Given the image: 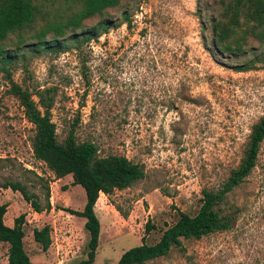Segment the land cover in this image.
Instances as JSON below:
<instances>
[{"label": "rangeland", "instance_id": "rangeland-1", "mask_svg": "<svg viewBox=\"0 0 264 264\" xmlns=\"http://www.w3.org/2000/svg\"><path fill=\"white\" fill-rule=\"evenodd\" d=\"M37 1L45 18L64 17L76 8ZM219 1L121 0L82 21L84 28L99 18L116 26L79 50L54 54L21 48L9 77L0 72V183L30 180L26 170L48 182L50 209L39 213L17 191L0 187L3 223L11 226L24 214L22 246L32 264H77L85 257L84 220L61 209L81 210L84 192L71 184L70 174L54 184L52 172L33 157V126L10 84L29 91L55 87L50 117L57 141L73 124L76 140L94 143L98 155H124L142 167L143 178L98 195L93 206L99 235L91 264H114L125 249L155 242L178 210L196 212L200 190L216 189L237 165L251 124L264 113V66L256 62L254 69L235 71L232 65L250 59L249 52L231 56L211 50V17L217 16ZM42 24L37 17L21 32L23 39L32 41ZM13 42L11 34L5 44ZM247 42L264 54V43L250 37ZM28 189L44 202L42 187L32 181ZM219 207L233 217L229 229L182 240L183 251L171 247L147 263L264 264V139L254 167ZM147 219L153 227L144 233ZM43 224L50 226L44 251L32 236ZM0 264H6L3 242Z\"/></svg>", "mask_w": 264, "mask_h": 264}, {"label": "trees", "instance_id": "trees-1", "mask_svg": "<svg viewBox=\"0 0 264 264\" xmlns=\"http://www.w3.org/2000/svg\"><path fill=\"white\" fill-rule=\"evenodd\" d=\"M58 1L76 8L64 17L45 18L41 2L38 3L37 0H0V72L7 78L10 74L9 68L18 57H22L21 48H26L32 53L54 54L67 52L71 48L79 50L84 42L96 39L107 28L116 26L110 25L106 18H99L93 25L84 28L82 21L94 15L100 16L107 8L116 6L121 0ZM219 6L217 16L211 17V50L216 54L231 56H244L249 52L250 59L232 65L235 71L254 69L256 62L264 66V54L253 52L247 42V37H250L259 44L264 43V0H220ZM121 14L128 21L127 14L124 11ZM37 17L43 20V24L31 34L32 41L26 42L21 32ZM11 34H14L15 42L10 43L8 47L5 41ZM9 92L18 99L26 120L33 126L30 141L33 157L42 161L54 178L70 174L71 184L79 185L83 189L85 200L81 210L61 209L84 219L83 228L88 239L85 257L77 264H91L99 235V222L93 210L99 192L110 195L114 190L130 186L143 178V169L124 155H98L94 143L76 140L73 124L69 126L63 140L57 141L50 117L55 96L54 86L34 87L29 91L11 83ZM263 139L264 113L251 124L237 165L229 170L216 189L200 190V204L196 212L188 215L178 210L176 220L161 231L155 242H141L125 249L114 264H148L147 261L166 255L171 247H178L183 251L182 240L199 239L229 229L233 217L222 211L219 206L228 192L244 181L254 167L259 144ZM26 173L28 177L30 175V180L21 182L5 179L0 183V187L17 191L33 211H48V182L31 170H26ZM32 181L43 189L42 204L38 194L28 189V184ZM114 208L122 217L127 215L117 205H114ZM5 210L6 204H0V242L6 244V264H32L22 246L24 214L15 216L11 226H7L3 223ZM152 227L147 219L144 222V233ZM49 230L48 224L32 229L33 240L43 251L50 245Z\"/></svg>", "mask_w": 264, "mask_h": 264}, {"label": "crops", "instance_id": "crops-1", "mask_svg": "<svg viewBox=\"0 0 264 264\" xmlns=\"http://www.w3.org/2000/svg\"><path fill=\"white\" fill-rule=\"evenodd\" d=\"M60 180H62L61 179V177L60 178H56L54 181H52L54 184H56L57 182H60ZM98 195H104L103 193H101V192H99V194ZM84 200H85V198H84ZM93 209H94V207H93ZM83 218H82V222H83ZM7 226H10L9 224H7Z\"/></svg>", "mask_w": 264, "mask_h": 264}]
</instances>
